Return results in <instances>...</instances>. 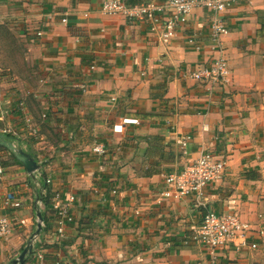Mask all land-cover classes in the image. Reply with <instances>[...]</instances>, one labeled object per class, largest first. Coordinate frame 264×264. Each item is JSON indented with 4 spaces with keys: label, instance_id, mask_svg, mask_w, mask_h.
<instances>
[{
    "label": "crops",
    "instance_id": "crops-1",
    "mask_svg": "<svg viewBox=\"0 0 264 264\" xmlns=\"http://www.w3.org/2000/svg\"><path fill=\"white\" fill-rule=\"evenodd\" d=\"M103 1L0 0V22L17 25L22 67L36 68L42 86L20 103L14 89L0 97V132L41 165L32 175L7 164L9 151L0 157V216L14 226L0 238V264L31 243L38 210L45 221L22 264H264V233L257 248L231 244L214 255L193 239L208 209L264 232V0H237L218 15L197 8L167 40L147 21L105 13ZM215 17L228 29L222 52L211 39ZM220 54L225 80L190 76ZM203 152L227 161L207 186V206L191 196L159 202L165 175ZM45 179L63 201L75 196L63 237L53 199L39 198Z\"/></svg>",
    "mask_w": 264,
    "mask_h": 264
},
{
    "label": "built area",
    "instance_id": "built-area-1",
    "mask_svg": "<svg viewBox=\"0 0 264 264\" xmlns=\"http://www.w3.org/2000/svg\"><path fill=\"white\" fill-rule=\"evenodd\" d=\"M237 0H162L159 3L150 1L147 3L129 5L123 0H104L102 9L108 14H123L129 19H139L149 23V30L161 39H171L176 34V29L190 20L197 8H205L215 14H220ZM211 25V39L215 41L220 52L223 50L221 36L228 31L221 17H215ZM66 21V19H64ZM199 48V46L197 47ZM230 72L228 61L220 54L211 60L209 65H204L190 73L192 78L200 81L225 80ZM2 94L0 93V97ZM46 115L44 114L43 117ZM26 122L33 134L38 133V127L31 116L26 117ZM125 119L124 121H127ZM117 128V127H116ZM99 153L104 152L103 145L94 148ZM227 168V161L219 159L211 152H203L183 170L170 172L165 175L167 188L161 192L159 202L164 198L191 196L199 205L207 206L206 189L209 183L220 179ZM50 183V180H47ZM46 189L42 192L45 194ZM75 200L73 194L68 201L62 200L61 192L53 194V208L57 220V232L60 237L65 235L67 224L73 220L71 204ZM7 204L19 206L14 193H8ZM14 231L11 219L0 216V238H8ZM263 230L257 229L251 223L243 221L237 213L219 214L208 209L201 222L194 227L193 239L205 247L211 254L228 245L237 248L249 246L258 247L255 236L262 235ZM33 239V243L37 241ZM55 264H68L57 261Z\"/></svg>",
    "mask_w": 264,
    "mask_h": 264
},
{
    "label": "rangeland",
    "instance_id": "rangeland-1",
    "mask_svg": "<svg viewBox=\"0 0 264 264\" xmlns=\"http://www.w3.org/2000/svg\"><path fill=\"white\" fill-rule=\"evenodd\" d=\"M13 22V20L0 22V93L3 96L4 92L14 89V95L18 97L17 101L20 103L25 97H29L31 90L40 91L42 86L39 84L41 75L36 68L32 66L28 68V64L26 68L22 67L23 60L18 53L21 47H24L22 45L24 42L20 40L17 25ZM31 93L34 95V92ZM25 104L29 105L28 101ZM39 112L41 113V109Z\"/></svg>",
    "mask_w": 264,
    "mask_h": 264
},
{
    "label": "water",
    "instance_id": "water-1",
    "mask_svg": "<svg viewBox=\"0 0 264 264\" xmlns=\"http://www.w3.org/2000/svg\"><path fill=\"white\" fill-rule=\"evenodd\" d=\"M11 151L15 153L17 158L23 163L26 170L34 175V173L41 168L40 163L27 151H25L23 148L17 147L16 144L13 142H3ZM37 217H38V223H37V229L35 231V234L32 237L31 243L22 251L20 256L14 260V264H22L25 260V256L28 253H32V247H33V239L37 237V235L40 234L42 229V223H43V216L41 210L37 211Z\"/></svg>",
    "mask_w": 264,
    "mask_h": 264
},
{
    "label": "trees",
    "instance_id": "trees-1",
    "mask_svg": "<svg viewBox=\"0 0 264 264\" xmlns=\"http://www.w3.org/2000/svg\"><path fill=\"white\" fill-rule=\"evenodd\" d=\"M17 141V139L13 136H11L10 134L8 133H2L0 132V157L3 156V152L4 151H9L10 152V155H11V158H12V162L10 161H6L7 164H15V163H18L22 166L23 163L17 158V156L15 155V153L13 151H11L3 142H15ZM15 144V143H14ZM42 176H43V173L41 172ZM42 186L45 187L46 189V192L45 194L43 193H39V198L43 200V203L45 204V206H49L52 204V200L53 199V194L54 192L52 191L50 185L47 183V179L44 180V183L42 184ZM42 216H43V221H45V215L43 214L42 212Z\"/></svg>",
    "mask_w": 264,
    "mask_h": 264
}]
</instances>
